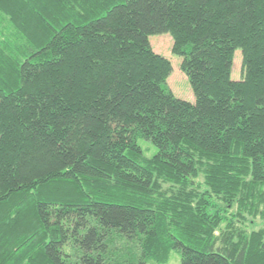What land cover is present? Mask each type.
<instances>
[{
  "label": "trees",
  "instance_id": "16d2710c",
  "mask_svg": "<svg viewBox=\"0 0 264 264\" xmlns=\"http://www.w3.org/2000/svg\"><path fill=\"white\" fill-rule=\"evenodd\" d=\"M172 250L264 264V0H0V264Z\"/></svg>",
  "mask_w": 264,
  "mask_h": 264
},
{
  "label": "rangeland",
  "instance_id": "374dc122",
  "mask_svg": "<svg viewBox=\"0 0 264 264\" xmlns=\"http://www.w3.org/2000/svg\"><path fill=\"white\" fill-rule=\"evenodd\" d=\"M149 42L155 52L167 57L172 65V71L168 78L166 79L167 86L173 92L176 97L185 99L187 101L193 102L194 96L186 76L181 72L180 61L181 58L171 53V38L167 34L153 35L149 36ZM233 69L231 71V78L234 80L239 79L241 55L240 50H235L233 56ZM138 145L142 148L143 152L147 156H151L156 152V148L145 139H138ZM245 229H257L259 227L258 222L253 224H248L244 226ZM66 246L64 247L65 250ZM69 251V250H68ZM180 263V253L177 250H172L170 252L169 258L164 264H179ZM145 264H156L154 262L148 261Z\"/></svg>",
  "mask_w": 264,
  "mask_h": 264
}]
</instances>
